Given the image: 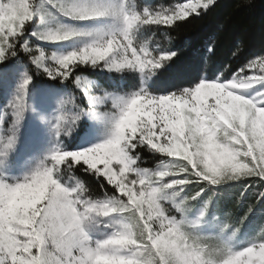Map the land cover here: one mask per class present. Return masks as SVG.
I'll return each mask as SVG.
<instances>
[{"label": "snow or ice", "instance_id": "obj_1", "mask_svg": "<svg viewBox=\"0 0 264 264\" xmlns=\"http://www.w3.org/2000/svg\"><path fill=\"white\" fill-rule=\"evenodd\" d=\"M215 3L0 0V264H264V223L236 246L254 204L207 219L229 182L264 200V52L184 80L156 38ZM84 117L106 135L66 144Z\"/></svg>", "mask_w": 264, "mask_h": 264}, {"label": "trees", "instance_id": "obj_2", "mask_svg": "<svg viewBox=\"0 0 264 264\" xmlns=\"http://www.w3.org/2000/svg\"><path fill=\"white\" fill-rule=\"evenodd\" d=\"M155 2L175 4L182 0H155ZM156 31V38L162 46L179 52L169 68V76L180 74L182 79L187 80L202 71L218 73L225 65L230 67L231 72L242 66L248 58L264 52V0H216L215 5L206 14L199 17L193 16L185 22H178L172 28H160ZM210 44L214 46L213 53L207 52ZM238 47L241 49L239 52H237ZM205 58H210L207 65L202 63ZM86 74L90 76V79L96 80L107 88L113 87L112 82H106L108 76H112L119 84L115 73H100L98 69H95L89 70ZM45 81H47L45 76L35 78V82L40 84ZM115 90L120 89L117 87ZM4 101L5 97L0 91V104ZM87 125L85 117L82 118L72 132V136L64 138L65 143L69 141L80 143L86 133ZM143 157L147 167H153L159 160L165 159L154 157L147 151L143 153ZM83 178L93 188L96 187L94 180L89 177ZM241 189V182H229L216 187L214 189L216 195L213 197L207 217L209 224L212 223L215 215L223 212H230L234 218L239 219L248 210V205L254 204L253 211L241 228L237 247L245 246L253 230L258 231L260 224L264 223V200L255 203L252 190L241 197ZM210 194V191H206L203 198ZM199 206L198 204L197 208Z\"/></svg>", "mask_w": 264, "mask_h": 264}, {"label": "rangeland", "instance_id": "obj_3", "mask_svg": "<svg viewBox=\"0 0 264 264\" xmlns=\"http://www.w3.org/2000/svg\"><path fill=\"white\" fill-rule=\"evenodd\" d=\"M79 44H80L79 41L66 42L67 49L77 47L79 46ZM55 46L56 48H59V49H66L65 44L55 45ZM240 91L245 94H251L253 92V89H242ZM85 119L88 125L86 126V133H84L82 140L87 139L90 143H96L99 140L103 139L104 136L106 135V130L104 129L103 125L97 121L89 119L88 117H85ZM30 127H31V118L29 117V120L26 122L25 129L23 130L25 136L28 135ZM47 146L50 147L51 145H47ZM85 146H89V145H85Z\"/></svg>", "mask_w": 264, "mask_h": 264}]
</instances>
